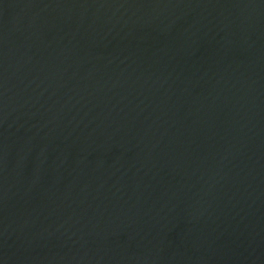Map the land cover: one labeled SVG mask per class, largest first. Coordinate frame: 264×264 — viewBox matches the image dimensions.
Wrapping results in <instances>:
<instances>
[{"label": "water", "instance_id": "water-1", "mask_svg": "<svg viewBox=\"0 0 264 264\" xmlns=\"http://www.w3.org/2000/svg\"><path fill=\"white\" fill-rule=\"evenodd\" d=\"M0 264H264V0H0Z\"/></svg>", "mask_w": 264, "mask_h": 264}]
</instances>
